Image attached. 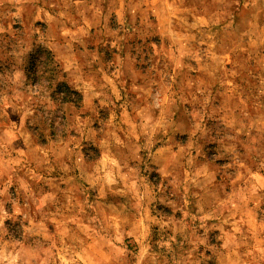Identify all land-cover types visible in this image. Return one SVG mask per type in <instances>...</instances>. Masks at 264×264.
I'll use <instances>...</instances> for the list:
<instances>
[{
  "label": "rangeland",
  "instance_id": "1",
  "mask_svg": "<svg viewBox=\"0 0 264 264\" xmlns=\"http://www.w3.org/2000/svg\"><path fill=\"white\" fill-rule=\"evenodd\" d=\"M0 264H264V0H0Z\"/></svg>",
  "mask_w": 264,
  "mask_h": 264
},
{
  "label": "crops",
  "instance_id": "2",
  "mask_svg": "<svg viewBox=\"0 0 264 264\" xmlns=\"http://www.w3.org/2000/svg\"><path fill=\"white\" fill-rule=\"evenodd\" d=\"M99 17H101L100 15H98ZM104 20V19H103ZM100 22V21H99ZM101 23V22H100ZM100 23H98V26L100 25ZM103 24V23H102Z\"/></svg>",
  "mask_w": 264,
  "mask_h": 264
}]
</instances>
